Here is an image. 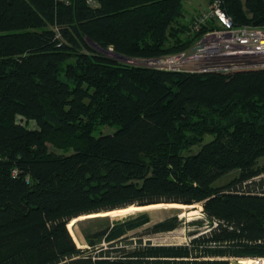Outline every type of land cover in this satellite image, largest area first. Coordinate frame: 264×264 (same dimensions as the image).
Returning <instances> with one entry per match:
<instances>
[{
    "label": "trees",
    "instance_id": "obj_1",
    "mask_svg": "<svg viewBox=\"0 0 264 264\" xmlns=\"http://www.w3.org/2000/svg\"><path fill=\"white\" fill-rule=\"evenodd\" d=\"M223 7L236 25L264 27V0H223ZM186 18L184 0H100L96 7L0 0V264L264 258V68L158 70L111 59L88 43L132 59L181 52L201 35ZM100 124L118 129L95 136ZM50 142L75 150L58 153ZM193 146L199 149L182 152ZM233 170L238 175L215 185ZM152 203L179 210L201 203L206 220L191 224L211 229L190 232L188 244L116 247L151 221L142 212L87 235L93 247L109 243L98 255L72 237L74 218L160 208ZM180 224L176 215L151 231Z\"/></svg>",
    "mask_w": 264,
    "mask_h": 264
},
{
    "label": "built area",
    "instance_id": "obj_2",
    "mask_svg": "<svg viewBox=\"0 0 264 264\" xmlns=\"http://www.w3.org/2000/svg\"><path fill=\"white\" fill-rule=\"evenodd\" d=\"M92 7L100 0H85ZM191 31L201 32L193 46L177 53L142 59L158 70L191 73H232L264 68V27L236 25L223 7V0L209 6L189 20ZM138 63L136 59H131ZM17 175L18 170L14 169Z\"/></svg>",
    "mask_w": 264,
    "mask_h": 264
},
{
    "label": "rangeland",
    "instance_id": "obj_3",
    "mask_svg": "<svg viewBox=\"0 0 264 264\" xmlns=\"http://www.w3.org/2000/svg\"><path fill=\"white\" fill-rule=\"evenodd\" d=\"M189 1H196V0H189ZM210 4V0H197V3L195 4L196 7L194 9L189 10L190 8V3H188V0H184V8L186 12V20H190V16L193 15V13H199L203 10H205ZM88 43L90 47L100 53H103L102 51L99 50V48L91 41L88 40ZM100 46V45H99ZM104 55L110 57L111 59L118 60L120 59L114 57L112 54H105ZM146 58V57H145ZM132 58H129L128 60H125L124 62L129 63V64H134L137 66H143L147 68H153L150 67L144 63L142 59L143 57H137L133 58L136 59V62L131 60ZM156 69V68H153ZM31 126L35 127L34 123H30ZM118 129V125H109V124H100L96 127L94 131L95 136H100L102 134H112ZM209 138V136H207ZM49 148L53 151H56L58 153H71L75 149L73 146H68V147H62L60 149H56L54 145L50 142L49 143ZM199 149L198 146H193L191 148H185L182 150L184 154H190L194 153ZM259 164L264 165V157H261L259 159ZM236 175H238L237 170H233L220 178L218 181L215 182V185H223L226 184L228 181H230L232 178H234ZM261 177H264V174L261 175ZM160 203V202H159ZM167 203V202H164ZM154 204V203H152ZM184 204V203H183ZM149 205V204H148ZM154 205H159V204H154ZM188 208L187 211L183 214H181V210L179 209H173V208H159V209H149L147 208H140V211H135V213H130L125 216H120V217H112V216H106L105 218L101 219H86V220H79L75 226L73 227L72 231V237L74 238L75 243L79 248L86 249L89 253L93 255H98V252L100 249H108L109 243H107L105 240L100 241L98 244V247H93L89 244V238L87 235H90V237L93 236V233L103 229L107 225H113L117 222H125L132 217L138 216L142 212H147L150 217L151 221L137 229L130 230L126 234L125 239H121L117 241L116 247H124L126 249H133L138 244L140 241L142 244H146L148 242L152 244H159V245H166V244H175V245H180V244H188L190 242L191 236L190 232H208L211 228L207 224L208 222L205 221L203 225H194L191 224L192 221L200 219V220H206V214L203 211V205L201 203L195 204V205H189L187 206ZM178 216V218L181 220V224L175 228L174 230L170 231H160V232H152L151 228L153 225L159 221H162L164 219ZM70 231V232H71ZM114 255V254H113ZM117 255V253H115ZM242 258H253L249 256H242V257H229L230 263L231 264H238L240 259Z\"/></svg>",
    "mask_w": 264,
    "mask_h": 264
},
{
    "label": "bare ground",
    "instance_id": "obj_4",
    "mask_svg": "<svg viewBox=\"0 0 264 264\" xmlns=\"http://www.w3.org/2000/svg\"><path fill=\"white\" fill-rule=\"evenodd\" d=\"M160 208L161 206L158 205ZM140 208H134V209H129V210H122V211H111V212H98V213H91V214H86L83 216H79L78 218H74L73 221H71L72 225L75 226V224L79 221V220H86V219H99V218H103L106 216H112V217H122L125 215H128L130 213H135V211H140ZM187 211V209H183L181 210V214L183 215L185 212ZM238 264H264V260H257L255 258H242L239 260Z\"/></svg>",
    "mask_w": 264,
    "mask_h": 264
},
{
    "label": "water",
    "instance_id": "obj_5",
    "mask_svg": "<svg viewBox=\"0 0 264 264\" xmlns=\"http://www.w3.org/2000/svg\"><path fill=\"white\" fill-rule=\"evenodd\" d=\"M90 40V39H89ZM92 41V40H91ZM98 48L100 51H102L103 53L105 54H112L114 57L120 59V61H125V60H128L129 57L128 56H125L123 54H120V53H116L113 51V48H103L101 46H99V44H97L96 42L92 41ZM159 203V202H157ZM169 203H173V202H169ZM175 203V202H174ZM111 211V210H110ZM257 260H264V258H255ZM239 261V260H238Z\"/></svg>",
    "mask_w": 264,
    "mask_h": 264
},
{
    "label": "crops",
    "instance_id": "obj_6",
    "mask_svg": "<svg viewBox=\"0 0 264 264\" xmlns=\"http://www.w3.org/2000/svg\"><path fill=\"white\" fill-rule=\"evenodd\" d=\"M188 3H190L189 10H192V9H194V7H196L195 4L197 3V0L196 1H192V2L188 0Z\"/></svg>",
    "mask_w": 264,
    "mask_h": 264
}]
</instances>
